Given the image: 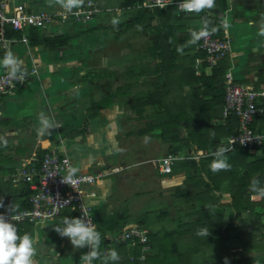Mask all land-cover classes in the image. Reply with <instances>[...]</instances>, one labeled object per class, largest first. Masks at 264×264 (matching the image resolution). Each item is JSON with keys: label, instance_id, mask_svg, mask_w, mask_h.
Returning <instances> with one entry per match:
<instances>
[{"label": "crops", "instance_id": "obj_1", "mask_svg": "<svg viewBox=\"0 0 264 264\" xmlns=\"http://www.w3.org/2000/svg\"><path fill=\"white\" fill-rule=\"evenodd\" d=\"M94 1L102 10L89 25L84 26L68 22L65 26H56L51 31H43V33L45 36L69 34L75 37L72 41L74 43L79 42V39L84 37L82 42L89 45L92 42H97V50H85L82 53L79 52L80 54H75V50L68 48L72 42L67 47L56 51H48L42 46H32L31 43L29 45L22 43L15 45V57L21 59L27 69L36 67L38 73L30 78L28 85L20 92L13 93L0 100V136L10 140L11 143L3 142L7 149H12L13 146L17 145L15 137L21 135L22 132L26 133L30 130V138H32L28 145L15 147V153L20 155V158L14 159L12 155L13 163L6 165V168L18 170L25 161L37 159L32 149L39 148L40 152L44 148L60 144V140H63L62 149L71 157L80 172L105 173L94 186L87 187V190H93L97 193L96 198L88 200L90 205L99 214L107 217L114 212L125 211L123 202L126 200L124 198L135 191L132 189L134 188V182L132 181L140 178L146 169L144 166L129 163L128 156H130V153L144 155L146 156L145 160L151 159L152 161L160 159L170 152L179 153L177 147L186 148L189 157H186V159H190V162L194 164L188 167V170L178 171L172 177H163L165 175H161L150 161L145 162L152 165V169L157 175V182L163 189H170L173 192L172 195L181 196L176 200L179 202V206L183 207L177 212L179 222L176 226L169 229L167 226L169 217L172 218L176 215V212H174L169 217L165 215L161 219H158L157 216V220H153L145 228L149 233H184L186 227L183 226L187 225L188 220H203L202 218H204L202 212L199 211L202 207L197 206L198 200L196 198H194L196 205L194 213L188 214L187 210L190 207L183 204V195L192 193L195 196L198 191L203 189L202 177H205V174H201L199 168H201L200 161L202 156L205 155V151L197 150V147L188 144L185 141L187 133L183 128H180L179 139L174 143L166 141V143H169V149L159 158H149V155H147L149 153L148 148L132 147L128 149L127 155L121 159L119 152L115 151L116 147L113 150L111 148L101 149V144L106 143L105 138L109 129L102 127L100 121L102 117H105L110 106H116L115 112L117 113L115 117H125V113L121 111L124 110L122 107L126 105L132 107L128 115L130 121L138 123L148 120L149 117L146 118L143 110L147 109L148 111L149 107L158 119L160 108L155 102L158 98L155 91L160 90L165 81L160 77L157 67L159 60L156 59L158 54L155 52V47L161 41L165 31L162 25H165L166 22L169 27H172L169 35L175 38L177 49L182 48V52L174 48V50L167 51V55L171 58L176 57V65L196 69L198 74L206 71L207 66H205V63L207 62L205 61L204 52L198 49L197 44H188L191 39V32L194 29L203 28L202 14L179 12L177 10V13H182L180 19L170 20L169 22L164 19L165 21L160 22L157 17L151 18L150 12L146 11L148 10L144 6L146 0H143V4H139L138 0ZM17 2H26L28 5L31 3L35 8L29 6L34 11L55 12L61 8L57 9L55 0H35L33 3L31 0ZM39 4L44 6L43 10L38 8ZM208 17L212 21L217 20L218 31L222 33L221 36L227 34L232 40V52L225 60L228 67L226 73H232L235 82L239 84L264 89V37L259 35L261 26L264 25V7L261 1L215 0V7L208 12ZM140 41H146V49L143 51L138 49ZM95 53H98L97 59H91L90 54L94 55ZM132 58L138 59L132 62L130 60ZM139 58L142 59L139 60ZM145 58H150L149 65L151 64L158 72L157 81H160V83L156 82L157 85L159 84L156 88L154 80L151 83L147 80L149 65L143 60ZM96 60H98V66L95 63ZM82 61H84V64H88L82 67L80 65ZM2 70L3 65L0 64V73H2ZM142 84L145 88H152L151 94L139 96L138 89L142 87ZM93 88L104 90L106 94L102 97L99 96L95 102H92L95 99ZM191 88L192 86H180L175 82L172 86V95H168L165 99L170 102L171 100L180 102L182 95L184 96ZM111 90L112 92L108 93ZM175 91L178 93L177 96ZM127 99L131 100L128 104ZM160 99L161 93L158 100ZM91 104L101 105L99 109L101 115L89 120V109L85 106ZM157 106L158 108H155ZM118 112L121 113L118 114ZM40 118L50 119L54 124V127L44 135L38 134V129L41 127ZM214 121L224 124L222 120L214 119ZM255 124L258 129L264 130V118L257 120ZM81 129L84 130V133L74 138L68 136L69 133ZM101 131L102 133H100ZM142 131L132 130L130 134H144L143 136L150 137L153 142L162 139L154 136L155 131L151 135ZM225 143L226 140H222L221 147L225 148ZM149 145L151 146V144ZM91 158L93 160H90ZM263 158L264 155L257 151L252 154L250 161L256 162ZM190 174H195L197 177V180L193 183L188 181ZM257 176L255 175V177ZM232 190V184L227 181L217 195H222V202L231 201ZM210 196H213L211 191ZM172 207H177V205ZM126 210L128 211L129 208ZM256 211L261 213L263 209L258 207ZM129 214L131 223L128 225L138 224L137 219L140 214L130 212ZM181 215L186 220L182 221L183 217L181 218ZM224 215L227 222L236 221L238 225H246V223L242 224L236 220V212L231 207L225 209ZM65 217L70 218L69 215L63 214L54 219L34 224L33 241L36 251L33 259L35 264H80L81 256L90 251L87 247L74 249L67 238H61L54 231L57 226L63 227L62 221ZM242 218L248 219L249 213H244ZM254 233L260 235L262 230H256ZM244 253L245 259H250L251 264H264V245H258Z\"/></svg>", "mask_w": 264, "mask_h": 264}, {"label": "trees", "instance_id": "obj_2", "mask_svg": "<svg viewBox=\"0 0 264 264\" xmlns=\"http://www.w3.org/2000/svg\"><path fill=\"white\" fill-rule=\"evenodd\" d=\"M138 3L143 4V0H138ZM177 10L176 6L171 5L165 9L148 8L146 11L150 12L151 18L157 17L160 22L167 19L169 22L182 17V13H177ZM211 10L206 9L200 12L204 20L203 27L207 22L209 31L215 28L216 31L213 34L221 37L222 33L218 31L217 20L212 21L208 17V12ZM162 27L165 31L159 45L155 47V52L158 54L156 59L159 60L157 67L160 77L165 84L160 89L161 99L156 102L160 108V114L158 123L153 126L156 133L154 136L174 143L179 139V129L183 128L187 133L185 141L192 147H197V150L205 151L200 161L201 168H199L200 173L205 174V177H202L203 189L195 196L192 193L183 195V204L190 207L187 210L188 214L194 213L196 208L194 198H196L197 206L202 207L199 211L204 218L188 220L184 233H149L151 250L146 258L142 259L143 245L137 243L132 246L129 242L118 243L114 240L115 236L131 223L129 210L117 211L106 217L93 208L97 231L101 233L99 246L101 256L94 260L93 264H225V258H227V264H251L250 259H245L244 252L258 245H264V197H259L252 187L255 180L259 181V187L264 188V158L256 162L250 159L257 151L264 155V148L252 151L236 145L232 150L225 152L230 169L216 173L211 171L210 164L215 159L214 154L221 147L222 140L237 133L239 127L234 113L226 119L225 124L214 121V119L222 120L227 64L222 61L219 67H211L205 63L207 69L202 74H198L196 69L176 65V57L171 58L167 55V51L177 49L175 38L169 35L172 27H169L167 22ZM12 34L18 36L17 32ZM28 34L32 46H42L48 51L65 48L75 38L69 34L45 36L40 28H31ZM175 82L180 86L189 85L192 88L184 96L182 95L180 102L174 100L175 102L172 103L165 98L172 95V86ZM22 89L15 90L14 93ZM4 97L0 95V100ZM100 107L101 105L96 104L89 109V120L101 115ZM261 118L264 117L255 118L254 129L255 123ZM82 133H84L83 129L69 133L68 136L74 138ZM6 150L7 147L0 141V202L8 207L13 205L16 211H21L29 208V199L33 191L29 183L13 181L12 175L18 170L6 168V165L13 163L11 154ZM48 151L49 147L38 153V163ZM255 175L258 176L255 177ZM6 177L9 179L6 180ZM196 180V175L190 174L188 181L193 183ZM227 181L233 186L232 200L222 202V195L218 196L217 193L222 190ZM210 191L213 192V196L209 197ZM227 207L233 208L236 212V220L246 225H238L236 221L227 222L224 217ZM258 207L262 208L263 212H257ZM244 213H249L248 219L242 218ZM63 214L69 215L70 218H79L77 213L70 209L63 211L61 215ZM167 214L170 213L163 211L158 219ZM137 222L143 227L151 223L144 216L138 217ZM15 226L19 235L27 233L34 239V224L24 223ZM204 228L208 229L209 235H197V232ZM256 230H262V233L255 235ZM113 249L119 255L117 261L107 259L108 253Z\"/></svg>", "mask_w": 264, "mask_h": 264}, {"label": "built area", "instance_id": "obj_3", "mask_svg": "<svg viewBox=\"0 0 264 264\" xmlns=\"http://www.w3.org/2000/svg\"><path fill=\"white\" fill-rule=\"evenodd\" d=\"M260 1L264 7V0ZM181 3L182 0H146L144 6L165 9L174 5L181 11L179 8ZM160 4L164 7L161 8ZM101 10L94 0L83 1L79 8H73L71 12H66L63 8L55 12L34 11L26 2L0 0V60L2 61L9 52L16 58L15 45L20 43L29 45L28 31L31 28H40L49 32L56 26H65L68 22L87 26ZM12 32H17L18 36L13 35ZM196 44L198 49L204 52L205 61L211 67H219L232 52V40L227 34L219 37L212 33L208 37L201 38ZM17 59L22 63L16 70L15 76L10 75L11 69L4 66L0 73V95L2 96L7 97L15 90L25 88L30 78L38 73L36 67L27 69L23 61ZM224 89L225 106L222 111V121L225 124L226 119L234 113L239 122L238 132L226 139V151L232 150L236 145L252 151L264 148V130L253 127L257 116L264 117V89L239 84L235 82L230 72L226 73ZM60 142L50 147L39 163L37 159L25 161L17 173L12 175L15 183L22 181L29 183L33 194L29 199V208L13 212L12 215L19 216V219H13L11 222L14 225L37 224L54 219L63 211L70 209L76 212L78 217L85 215L90 217L97 230L93 207L88 202L96 198L97 193L93 190L88 191L87 187L94 186L105 173L80 172L71 157L62 149L64 141L60 140ZM179 159L178 153L170 152L150 162L161 175H168L173 173ZM71 168L76 169L75 183L67 185L62 180ZM8 179L9 177H6V180ZM8 209L6 205L0 207V214H5L10 221L11 213ZM148 234L149 231L145 227L130 224L117 234L114 240L118 243L129 242L132 246L137 243L143 245L142 259H145L151 250Z\"/></svg>", "mask_w": 264, "mask_h": 264}, {"label": "rangeland", "instance_id": "obj_4", "mask_svg": "<svg viewBox=\"0 0 264 264\" xmlns=\"http://www.w3.org/2000/svg\"><path fill=\"white\" fill-rule=\"evenodd\" d=\"M17 1H20V0H17ZM31 1L33 3L35 0H31ZM55 2H57V0H55ZM29 5L33 8H35V6L31 5V3ZM38 6L37 7L40 10L44 9V6H42L41 4H39ZM56 7H57V9L60 7L58 3H57ZM83 40H84V37L80 38L79 42H77V43L72 42L68 46V48H70L71 50L72 49L75 50V54L79 53V52L82 53L85 50H92L93 51V50L98 49L97 42H92L89 45L85 42H82ZM145 43H146V41H144V42L140 41L139 42V44H138L139 51H143L146 49ZM97 55H98V53L97 54L95 53L94 55L90 54L91 59H94V60L97 59ZM136 59H138V58H132L130 60L132 62H135ZM140 59H142V58H139V60ZM143 60H145L147 63H148V61L150 62V58L149 59L145 58ZM95 63L98 66V64H99L98 60H96ZM87 64H84V61H82L80 63V65L82 67L84 65H87ZM148 65H149V63H148ZM147 73L149 75L147 77L148 82L151 83V81L154 80L155 83L156 82L160 83V81H157V73L158 72L156 69L153 68V66L151 64L149 65V70ZM144 79H146V78H144ZM157 83H156L155 88L158 87V85H159V84L157 85ZM143 85L144 84H142V87L138 89L139 96H141V95L145 96L146 94L150 93L152 90V88H145ZM93 91L95 93L94 94L95 99L92 100V102H95L99 98V96L102 97L103 95L106 94V91L98 90L96 88H93ZM110 92H112V90L108 91V93H110ZM128 92L130 93V90ZM155 93H156V95L158 94V98H159L160 97V90L155 91ZM175 93H176V91H175ZM179 93H181V92H179ZM177 94L178 93H176V96H177ZM176 96L173 95V97L177 98ZM158 98L155 100V102L159 101ZM129 101H131V100L130 99L126 100L127 104L129 103ZM171 101H172V103L174 102V100H171ZM93 106H94V104H91V105H88L85 107H87L88 109H91ZM115 108H116V106H110L106 112L105 117H102V119L100 121V125L102 127H106L107 130L109 129L107 137L105 138L106 143L101 144L102 150L107 149V148H111L113 150L116 147L115 151H117V153L119 152V157L121 159L127 155L128 149H130L132 147H135V148L138 147L140 149H147L148 148L149 153L147 155H149V158H152V159L159 158L162 154H165L167 152V150L169 149V143H166V141L164 139L155 140L153 142V141H151L150 137L143 136L144 134H139L140 136L137 134H135V135L130 134V132L132 130L133 131L138 130L139 132H140V130H143L145 132H148L149 135H151V133L154 132L153 126H155L158 123L157 122L158 119H157V116L155 115L154 111L151 109V107H149L148 111H147V109L143 110V113L146 115V118L149 117L148 120H144V121H141L138 123L130 121L128 119V115L130 114L129 111H130V109H132V107H130L129 105L122 107V109H124V110L121 112L125 113V117H122V118L115 117V114L117 113V112H115V110H116ZM119 108H121V107H119ZM140 108H142V106H140ZM155 108H158V107H155ZM125 109H127L126 112H125ZM121 112H118V114ZM118 114H117V116H118ZM102 130H104V129H102ZM100 133H102V131ZM20 134L21 135L15 137L17 145L15 144L16 146H13V147L11 146L12 149L9 148L6 150L7 153H10L11 156L12 155L14 156V159L20 158L19 157L20 155L15 153V147L26 146V145H28V142L31 141V139H32V138H30V136H31L30 130L26 131V133L22 132ZM149 135H147V136H149ZM148 140H150V141H148ZM0 141H2V142L7 141L8 143H11L10 140H8V138H5L4 136H0ZM149 144H151V146ZM32 150L34 152V155L37 156L40 149L35 148ZM88 152H89V150H88ZM177 152H179L178 154L180 155L181 159H179V161L177 162V165L174 166L173 173L169 174V175H165L163 177H167V176L172 177L178 171L180 172V171L188 170V167H191V165L194 164V163L192 164V162H190V159H186V157H188V155H187L188 153L186 151V148L177 147ZM91 154H93V153H91ZM139 155L140 154L137 155L135 153H130V156H128V161H129V163L130 162L135 163L137 165H140L141 167L144 166V167H146V169L140 178L136 179L135 181L134 180L132 181V182H134L133 183L134 188H132V189H134L135 191H134V193H130V194L126 195V198H124L126 200L125 202H123L124 209L129 208L130 213L137 214V215L140 214V216L146 217L150 222H152L153 220H157L156 217L160 216V214H162L163 211L170 213V214H167L168 217H169V215H171V213L176 212V215L173 216L172 218L169 217V221L167 222L168 229L170 227L176 226L179 222V219L177 218V215H179V214H177V212L180 210V208H183V207L179 206V202L176 200L177 198L174 197L175 195H172L173 192L170 189H163L160 186L159 182H157V175L154 172V169H152L153 168L152 165L150 163L147 164L148 163L147 161H151V159L145 160L144 158L146 156H144V155L139 156ZM90 160H93V159L91 158ZM145 162H147V163H145ZM150 181L151 182L153 181V182L151 183ZM174 205H177V207L173 208L172 206H174ZM130 209H131V211H130ZM182 217L183 216L181 215V218ZM132 219L134 220V218H132ZM184 220H186V219L183 217L182 221H184ZM210 224H211V222L209 221V225ZM183 227H186V225H184Z\"/></svg>", "mask_w": 264, "mask_h": 264}, {"label": "clouds", "instance_id": "obj_5", "mask_svg": "<svg viewBox=\"0 0 264 264\" xmlns=\"http://www.w3.org/2000/svg\"><path fill=\"white\" fill-rule=\"evenodd\" d=\"M57 3L66 12H71L73 8H79L83 4V0H57ZM159 6L161 8L164 7L163 4ZM214 7L215 0H182V3L179 5L181 11L197 14ZM215 31V28L209 31L208 23L205 22L204 27L200 31L191 32V39L188 41V44H196L201 38L208 37ZM259 35L264 37V25L261 26ZM177 50L182 52V48ZM21 63V61L13 57L11 52L0 61V64L5 68L11 69L9 74L12 76H15V72ZM40 124L41 127L38 129L39 135H44L49 129L54 127L50 119L40 118ZM225 152L226 149L220 147L214 154L215 159L210 164V169L213 173L230 169L231 166L227 163ZM75 172L76 169H69L68 174L62 182L67 185L75 183ZM252 187L258 193L259 197H264V188L259 187V181L254 180ZM3 206V203L0 202V207ZM8 211L11 213L10 221L5 214H0V264H35L33 257L35 256L36 250L32 237L27 233L22 236L18 234L16 226L11 222L13 219H19V216L12 215L16 209L13 205H10ZM62 224L63 227L57 226L54 228V231L61 238H67L74 249H83L85 247L90 249L87 254L81 256L80 264H93L94 260L100 258L99 246L101 244V233L96 230V226L90 217L87 215L80 216L79 218L65 217ZM197 235H209L208 229L204 228L199 230ZM107 259L111 261L119 260V255L116 250H111L108 253ZM225 264H227V258H225Z\"/></svg>", "mask_w": 264, "mask_h": 264}]
</instances>
